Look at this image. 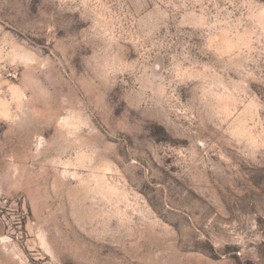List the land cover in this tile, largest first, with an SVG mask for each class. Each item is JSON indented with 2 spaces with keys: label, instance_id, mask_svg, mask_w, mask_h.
Masks as SVG:
<instances>
[{
  "label": "rangeland",
  "instance_id": "374dc122",
  "mask_svg": "<svg viewBox=\"0 0 264 264\" xmlns=\"http://www.w3.org/2000/svg\"><path fill=\"white\" fill-rule=\"evenodd\" d=\"M0 264H264V0H0Z\"/></svg>",
  "mask_w": 264,
  "mask_h": 264
}]
</instances>
